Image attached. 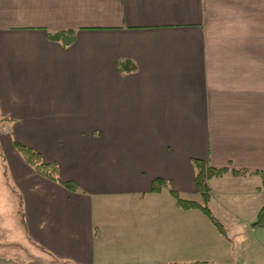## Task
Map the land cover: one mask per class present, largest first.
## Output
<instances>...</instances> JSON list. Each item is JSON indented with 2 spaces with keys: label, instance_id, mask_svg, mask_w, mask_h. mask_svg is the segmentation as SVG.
Returning <instances> with one entry per match:
<instances>
[{
  "label": "crops",
  "instance_id": "0c3cea01",
  "mask_svg": "<svg viewBox=\"0 0 264 264\" xmlns=\"http://www.w3.org/2000/svg\"><path fill=\"white\" fill-rule=\"evenodd\" d=\"M64 30L68 46L49 36ZM1 143L25 231L0 245L30 248L16 264H251L260 175L210 180L225 235L170 190L201 200L194 158L264 171V0H0Z\"/></svg>",
  "mask_w": 264,
  "mask_h": 264
},
{
  "label": "trees",
  "instance_id": "16d2710c",
  "mask_svg": "<svg viewBox=\"0 0 264 264\" xmlns=\"http://www.w3.org/2000/svg\"><path fill=\"white\" fill-rule=\"evenodd\" d=\"M75 31L72 30H64L58 32H50L49 36L52 40L60 42L64 46L70 45L75 39ZM17 149L20 151L24 159L27 163L32 165L36 171L49 179L54 181H60V169L56 162H46L43 159V156L36 151L35 149L21 144L19 142H15ZM193 166L195 169V179L197 190L201 195V200H187L180 197L178 192L174 190H170L171 194L176 198L177 205L183 209H200L215 225L218 231L225 235L226 228L222 224V222L216 217V215L210 209L209 203L211 200V188H210V180L214 178H219L227 173H231L233 175H247V174H258L263 179L264 185V171H249V170H238V169H229L226 167L217 168L210 166L205 160L194 158ZM70 190H78V185L72 181H60ZM167 182L161 178H157L153 181L152 190L154 192H161L166 186ZM255 223L261 227H264V205L261 207ZM164 264H181L177 262H170ZM193 264H212L209 262H196Z\"/></svg>",
  "mask_w": 264,
  "mask_h": 264
},
{
  "label": "rangeland",
  "instance_id": "374dc122",
  "mask_svg": "<svg viewBox=\"0 0 264 264\" xmlns=\"http://www.w3.org/2000/svg\"><path fill=\"white\" fill-rule=\"evenodd\" d=\"M0 153L4 155L3 144H0ZM1 161V160H0ZM6 169L9 173L8 162L6 163ZM4 168L0 162V229H4V235L9 239H15L20 237L22 234L21 231H25V228L22 224L21 214L19 213V206L17 205V210H13L12 205L16 204V196L13 195V192L8 187L7 180L5 178L9 177L8 173H4ZM8 175V176H6ZM251 226L255 225L259 228H264L255 223V220L249 223ZM247 241L241 243L240 247H243V250L240 253V256H244L246 260L251 261V264H264V231L258 229L255 233H252L250 236H246ZM27 247V246H26ZM30 248H26V251H21L16 243L9 241L5 244L0 245V264L1 262H10L6 264H16L15 262H20L18 259H26L27 253H30ZM186 252V251H183ZM26 262H35L33 259ZM210 263V262H209Z\"/></svg>",
  "mask_w": 264,
  "mask_h": 264
}]
</instances>
